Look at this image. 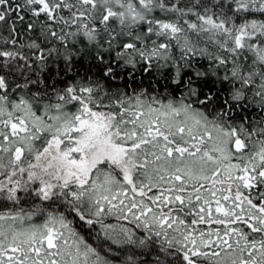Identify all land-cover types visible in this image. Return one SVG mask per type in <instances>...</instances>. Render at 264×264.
Returning a JSON list of instances; mask_svg holds the SVG:
<instances>
[{
    "label": "snow or ice",
    "instance_id": "1",
    "mask_svg": "<svg viewBox=\"0 0 264 264\" xmlns=\"http://www.w3.org/2000/svg\"><path fill=\"white\" fill-rule=\"evenodd\" d=\"M0 264H264V0H0Z\"/></svg>",
    "mask_w": 264,
    "mask_h": 264
}]
</instances>
